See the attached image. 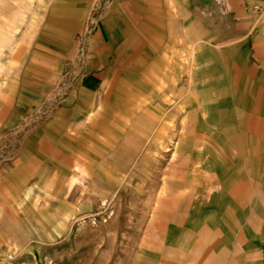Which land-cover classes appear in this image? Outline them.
I'll return each instance as SVG.
<instances>
[{
    "label": "rangeland",
    "instance_id": "obj_1",
    "mask_svg": "<svg viewBox=\"0 0 264 264\" xmlns=\"http://www.w3.org/2000/svg\"><path fill=\"white\" fill-rule=\"evenodd\" d=\"M202 1L206 8L214 0ZM91 7L74 37V73L63 71L41 106L26 117V140L35 130L45 129L71 83L76 85L86 74L84 42L97 28L95 6ZM205 8L203 13L217 16L218 47L212 51L214 57L203 53L202 65L187 69L185 90L179 95L182 105L170 107L168 128L163 130L162 122L156 121L153 130L149 125L147 137L136 139L135 152L121 147L120 161L119 154L105 146L92 151L88 136L79 139L83 145L65 136L55 138L59 146L90 153L91 164L85 170V161L43 163L40 179L27 182L24 208H19L23 247L18 248L11 233V246L17 247L3 251L0 264H238L227 258L226 245L236 243L239 235L251 252L263 246L264 0L249 3L248 27L234 25L232 34L225 32L230 23L223 9ZM230 36L232 49L224 46ZM210 60L215 61L212 68L207 65ZM211 85L219 89L210 90ZM199 108L204 115L218 109L217 146L209 137L196 139L205 148L217 149L210 167L200 164L193 137L180 143L176 136L184 117L187 130H208L195 121ZM23 130L11 134L10 157L12 146L21 141L17 133ZM162 130L164 138L156 137ZM152 132L154 137H148ZM167 183L174 191L173 205L161 215L157 200ZM192 184L197 186L195 200ZM252 259L250 264H257L256 257Z\"/></svg>",
    "mask_w": 264,
    "mask_h": 264
},
{
    "label": "crops",
    "instance_id": "obj_2",
    "mask_svg": "<svg viewBox=\"0 0 264 264\" xmlns=\"http://www.w3.org/2000/svg\"><path fill=\"white\" fill-rule=\"evenodd\" d=\"M217 1L205 8L202 0H0V257L5 250L23 247L19 243L25 241V228L18 220L19 208H24L27 182L35 184L40 179L43 163L85 161V170L91 164L90 153L59 146L55 138L65 136L83 145L79 139L88 136L92 151L105 146L118 153L120 161L121 147L135 152L136 139L147 137L149 125L153 130L156 121L162 122L163 130L168 128L170 107L182 105L179 95L185 90L187 69L201 66L203 53L214 57L212 51L218 47L217 16L203 9H223L230 23L225 32L232 34L234 25L248 27L249 3L259 0H221L220 7ZM92 4L97 28L84 42L86 74L76 85L71 83L45 129L35 130L26 140L22 127L26 117L41 106L63 71L74 73V37L90 17ZM233 39H225L224 46L232 49ZM260 46L264 49V43ZM214 64L207 62L211 68ZM209 88L219 89L217 85ZM184 118L178 141L193 137L200 164L212 166L217 149H206L196 139L209 137L217 146L218 109L204 115L199 108L195 115L196 123L201 127L203 122L208 130H196L197 126L187 130ZM17 129L23 130L17 133L21 141L12 146L10 157L7 144ZM163 130L155 136L163 139ZM148 137H154L153 132ZM177 148L180 152L181 147ZM168 187L170 183L157 200L161 215L173 205L174 191ZM196 190L193 185V200ZM11 233L18 239L17 246H11ZM242 239L239 235L236 243L226 245L227 258L250 264L256 257L257 264H264V244L251 252Z\"/></svg>",
    "mask_w": 264,
    "mask_h": 264
}]
</instances>
